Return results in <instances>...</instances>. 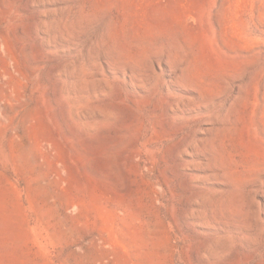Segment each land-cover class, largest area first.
Masks as SVG:
<instances>
[{
    "label": "rangeland",
    "instance_id": "374dc122",
    "mask_svg": "<svg viewBox=\"0 0 264 264\" xmlns=\"http://www.w3.org/2000/svg\"><path fill=\"white\" fill-rule=\"evenodd\" d=\"M0 264H264V0H0Z\"/></svg>",
    "mask_w": 264,
    "mask_h": 264
}]
</instances>
